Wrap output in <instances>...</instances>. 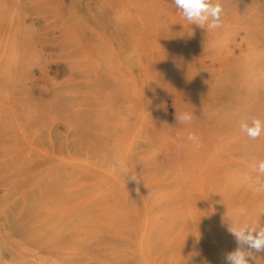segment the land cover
Listing matches in <instances>:
<instances>
[{
	"label": "bare ground",
	"instance_id": "6f19581e",
	"mask_svg": "<svg viewBox=\"0 0 264 264\" xmlns=\"http://www.w3.org/2000/svg\"><path fill=\"white\" fill-rule=\"evenodd\" d=\"M213 2L223 8L222 26L209 30L190 24L173 0L168 3L171 11L159 15L163 27L158 29L159 39L147 41V47L137 48L129 57L138 67L140 84L139 92H127L124 116L96 98L97 105L91 99L93 105L86 108L77 103H43V99L30 102L28 92L26 97L18 95L16 89L30 81L31 65H39L38 58L50 50L43 39L38 56L28 60L27 34L21 32L19 50L17 30L8 27L5 64L13 83L10 106L22 100L27 115L45 119L63 115L59 118L67 133L59 144L64 167L56 165V169L50 163L45 167L50 186L39 184L40 169L28 152L1 167L6 176L0 180L8 186L41 189L32 207L28 238L30 247L46 256L39 257L38 264H202L204 259L222 264L224 254L237 247L225 218L233 208L247 207L252 220L264 224V192L240 178L255 177L250 158L264 159V133L253 140L239 128L244 115L264 120V13H258L254 0ZM150 12L143 10L139 20L151 33ZM170 25L180 27L173 37L166 34ZM46 28L52 35V25ZM141 50L153 53L152 57L141 56ZM91 51L98 54L94 46ZM95 60L82 59L81 75L99 72ZM168 101L175 112L173 123L166 117ZM184 112L193 113L190 123H178L176 115ZM190 132L200 137L199 147L186 141ZM180 142L185 147L178 148ZM68 146L72 150H66ZM21 163L27 166L17 165ZM127 171L141 176L140 182H126ZM63 233L68 237L61 238ZM255 256L251 264H264V252Z\"/></svg>",
	"mask_w": 264,
	"mask_h": 264
},
{
	"label": "rangeland",
	"instance_id": "374dc122",
	"mask_svg": "<svg viewBox=\"0 0 264 264\" xmlns=\"http://www.w3.org/2000/svg\"><path fill=\"white\" fill-rule=\"evenodd\" d=\"M163 1L166 3H163ZM262 1L264 0H254L260 15L264 13ZM129 2L128 0H4L0 2V44L5 47V49L2 47L0 50V57H2L0 61V176H6L1 167H7L9 163L6 162L9 159L28 152L32 154L39 167L38 169L41 171H37L40 175L39 184L43 188L50 186L52 182L47 179L48 172L45 171V167L48 166L47 163H50L54 168L57 166L58 168L64 167V162L60 155L63 150L59 147V144L67 136L60 120L63 115H53L49 119H45L44 116L39 118L38 116L34 117L32 114L27 115L22 112L25 107H22V100L14 103V106H10L8 97L11 92L10 86L13 83H10L6 76L5 64L8 59L6 58L8 51L5 46L8 44L9 39V36H7L8 27L12 26L17 30L15 41L17 49L23 42L21 32L27 34L31 48V52L28 53V60L32 61L38 56V51L40 50L38 47L43 46V39L46 42L44 45L49 47V52L54 54H51L54 58L50 56L49 52L44 56V58L46 57L45 59L43 57L38 58L39 65H37L39 67L31 65L28 70V75H31L29 77L31 82L27 80L22 85L23 88L19 87V90L16 89L18 95L23 94V97H26L24 93L28 92L32 96V99L29 100L30 102L39 103V100L43 99V103H48L47 101H49L51 104L54 103V105L77 103L84 106L90 104L91 106L93 105L92 101L95 102L94 105H97L99 101L103 106H108L112 112H117L124 116L122 107L127 102V95L130 91L139 92L140 84L138 67L136 63H132L129 60V57L137 48L147 47L146 44L144 45L147 41L150 43L151 40L156 41L159 39L158 29L163 27H160L158 19L164 16L166 11H171L169 9L172 7L168 4L171 3V0H129ZM143 10L153 11L151 18H148L150 19L148 25H151L147 28L152 30L151 33L150 31H145L144 23L139 20ZM47 25H52V35L47 33ZM177 28L179 29L180 27L173 25L165 27L166 34L168 33L167 37H173L174 30H177ZM212 38V33H208V39L211 40ZM92 46L98 50L97 55L92 53ZM55 48L57 49L55 50ZM52 49H54V52ZM14 51L17 50L14 49ZM74 51L78 53H74ZM152 55L153 53H146L141 50V56L152 57ZM91 56L97 59L95 62H98L99 72L82 74V76L79 70L80 63L84 57ZM53 60L55 61L53 62ZM60 64L66 65L64 67ZM65 68L66 71H64ZM41 75L44 76V79ZM62 75L63 77H61ZM78 75L79 77H77ZM115 79L117 80L115 81ZM44 80L47 81L46 84L48 86L41 84ZM11 82L15 83V81ZM49 82H52V85ZM100 82L103 83L101 84ZM104 82L108 83L105 84ZM119 84H122V86ZM105 85L107 86L106 89ZM111 85L118 86L114 88ZM123 89H125V92ZM39 90L43 91V93L40 92L38 94ZM120 90L121 92H119ZM230 90L231 88L227 87V91ZM46 91L50 92V96H46ZM82 91L90 92L83 93ZM62 94L68 96L64 97ZM91 95H94V97ZM80 97L83 100L79 99ZM94 98L98 99V101ZM91 99L93 100L91 101ZM168 105L170 106L167 108L166 117H168L169 123H173L175 121V119L172 121L175 118V112H173L174 109L171 107L170 101H168ZM90 106L85 107L89 108ZM89 116L91 117V115L87 117ZM66 150H72L71 146L66 147ZM71 164H73V161ZM17 165L27 166L25 163ZM30 180L34 181L33 178H30ZM40 190L36 187L25 190L21 187L8 186L6 180H0V264H38L39 257L44 256L33 250L28 242L30 224L32 222V207L36 199L40 197ZM60 237L63 239L67 238L68 234L63 233ZM51 258L55 260L54 257L51 256Z\"/></svg>",
	"mask_w": 264,
	"mask_h": 264
},
{
	"label": "clouds",
	"instance_id": "9594fccd",
	"mask_svg": "<svg viewBox=\"0 0 264 264\" xmlns=\"http://www.w3.org/2000/svg\"><path fill=\"white\" fill-rule=\"evenodd\" d=\"M180 14L190 24L209 29H218L222 26L223 8L219 2L213 0H173ZM193 113L187 112L176 115L178 123H190ZM240 131L250 139H257L264 133V120L256 116L244 115L239 120ZM186 141L199 147L200 137L195 133H188ZM178 148L185 147L183 142L177 144ZM250 166L255 171V177L241 175L245 184H252L257 192H264V159L257 160L251 157ZM126 182L139 183L141 176L133 171L125 173ZM227 214V213H226ZM228 222V231L234 237L237 247L223 256L222 264H251L256 259L255 254L264 252V224L255 222L251 218L247 207H235L230 216L225 217ZM198 242V239H197ZM202 264H209L204 259Z\"/></svg>",
	"mask_w": 264,
	"mask_h": 264
}]
</instances>
